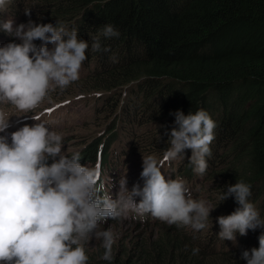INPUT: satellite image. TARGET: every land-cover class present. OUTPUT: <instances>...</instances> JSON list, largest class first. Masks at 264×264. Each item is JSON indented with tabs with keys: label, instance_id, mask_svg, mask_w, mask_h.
I'll list each match as a JSON object with an SVG mask.
<instances>
[{
	"label": "trees",
	"instance_id": "obj_1",
	"mask_svg": "<svg viewBox=\"0 0 264 264\" xmlns=\"http://www.w3.org/2000/svg\"><path fill=\"white\" fill-rule=\"evenodd\" d=\"M1 8L0 22L3 16H22L36 24L77 29L78 38L89 43L90 76L103 81L104 92L113 93L104 107L110 119L115 116L113 124L123 130L133 124L161 127L135 143L141 148L132 153L156 148L162 158L169 147L165 133L176 127L170 113L205 110L217 124L211 156L205 157L208 168L203 175L196 173L188 160L191 150L185 149L177 162L179 175L207 178L219 206L226 207L225 216L239 205L234 197L221 201L220 196L243 180L251 186L249 201L264 220V0H6ZM27 9L30 16L24 15ZM106 24L114 26L118 38L100 35ZM0 35L8 37L3 31ZM97 37L108 52L92 50ZM123 134L113 127L106 141L87 146L81 161L107 167L106 146ZM180 228L165 227L177 236L165 234L143 252L142 260L99 264H206V254L193 255ZM261 234L264 227L245 236L236 233L237 255L219 257L228 260L222 264H246L241 253L258 248ZM190 245L200 249L194 238ZM167 249L169 255L160 256ZM88 258L87 264H96Z\"/></svg>",
	"mask_w": 264,
	"mask_h": 264
},
{
	"label": "clouds",
	"instance_id": "obj_2",
	"mask_svg": "<svg viewBox=\"0 0 264 264\" xmlns=\"http://www.w3.org/2000/svg\"><path fill=\"white\" fill-rule=\"evenodd\" d=\"M5 4L6 0H0V7ZM30 14V9L24 10L25 16ZM0 31L20 41L0 46V101L30 112L50 89H65L79 79L89 43L78 38L76 28L31 20L14 28L9 18L0 22ZM100 35L118 38L120 34L106 24ZM36 40L41 41L39 47L33 43ZM91 48L94 52L110 50L101 49L98 37ZM112 60L117 62L115 56ZM170 115L175 116L176 127L165 133L169 147L162 158L143 157V186L134 184L129 191L123 177L119 181L123 191L113 199L100 183V167L82 165L78 152L68 156L62 151L61 134L44 123L24 124L7 134L9 118L0 111V133H4L0 135V264H87L85 243L93 238L102 242V258L112 261L114 234L100 225L127 212L150 214L169 225L190 226L196 231L209 227L213 208L204 200L193 199L184 179H166L161 167L164 162L184 159L182 153L190 149L189 163L203 175L217 124L203 109L187 115L177 110ZM250 189L240 180L220 196L221 201L234 197L239 205L231 214L216 218L223 241L234 242L236 233L245 236L248 230L264 227L259 211L249 201ZM258 243V248L242 251L240 258L246 264H264V234ZM199 251L193 248L192 254Z\"/></svg>",
	"mask_w": 264,
	"mask_h": 264
},
{
	"label": "rangeland",
	"instance_id": "obj_3",
	"mask_svg": "<svg viewBox=\"0 0 264 264\" xmlns=\"http://www.w3.org/2000/svg\"><path fill=\"white\" fill-rule=\"evenodd\" d=\"M3 10L2 8L0 11ZM12 18L3 16L2 22L11 18L13 27L28 21L22 17ZM23 20H22V19ZM20 43L18 39L8 35V37L0 35V46L7 43ZM37 47L41 45V41L33 42ZM51 48V45H47ZM82 63L79 74V79L72 82L67 88L61 89L54 87L49 90L47 96L42 103L30 112H20L14 106L4 101H0V111L5 114V118H9L10 127L6 130L10 134L24 124L32 125L33 123H44L50 131L61 134L63 137V149L68 156L73 152H78L80 155L84 152L87 146L95 143H102L108 138L110 130L114 127L115 131L124 132L120 141H112L106 146L108 151L109 165L107 167L99 164H92L88 161H80L82 165L88 167L99 166L101 169L100 183L109 191L113 199H116L123 191L119 181L123 177L127 180L126 187L131 191L134 184L143 186V180L140 177L142 172V158L147 155H152L160 160L159 152L156 148H147L144 154L132 153L131 149L136 147L141 148V144H135L144 140L147 134L153 135L161 127L157 124L148 126H137L133 124L131 127L122 129L120 124H113V116L110 119L109 114L104 110V107L109 104L106 96L113 93H106L102 90L103 81L98 82L94 75L90 76L92 64L89 60ZM88 61V62H87ZM85 63V64H84ZM89 77V79H88ZM132 99V98H131ZM119 108H115V113L118 114ZM38 117L32 120L30 117ZM135 123V122H134ZM4 135V133H0ZM10 142V141H9ZM121 152V153H120ZM120 153V154H118ZM183 159L177 158L168 162H164L161 171L166 179L182 178L186 181L187 187L190 188L192 198L196 200H204L209 208L213 210L209 214V227L196 231L190 226L178 225L181 231L182 238L186 240L188 246L192 238L198 240L200 245V253H205L206 264H222L228 260L220 259L219 257L227 254V258H232L237 255V238L235 241L222 240L218 233L220 227L216 222V218L225 216L226 207L219 206L220 201L214 196V188L211 189V184L207 178H192L185 179L184 175H179L178 161ZM51 162V161H49ZM176 174L179 175L176 176ZM210 197H212L213 202ZM137 202L138 197L134 198ZM170 225L153 218L150 214L140 216L136 213L127 212L121 218L113 220L107 219L102 222L100 227L104 230H110L114 234L115 243L113 245V259L116 262L135 263L144 257L143 252L148 247L160 241L165 234L176 237L177 234L171 230H165V227ZM197 243V242H196ZM86 255L91 258V262L99 264L105 261L102 257L104 248L102 242L96 239L85 243ZM185 251L183 254H185ZM169 255V250L160 253V256ZM152 257L156 254L151 255ZM107 261V260H106Z\"/></svg>",
	"mask_w": 264,
	"mask_h": 264
}]
</instances>
